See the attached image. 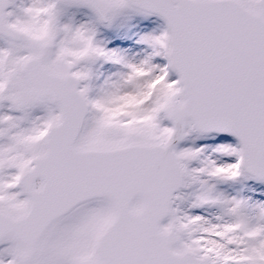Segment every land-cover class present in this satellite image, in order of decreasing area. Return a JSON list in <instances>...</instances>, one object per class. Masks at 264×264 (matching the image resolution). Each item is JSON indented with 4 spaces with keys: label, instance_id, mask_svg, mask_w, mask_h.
Masks as SVG:
<instances>
[{
    "label": "snow or ice",
    "instance_id": "obj_1",
    "mask_svg": "<svg viewBox=\"0 0 264 264\" xmlns=\"http://www.w3.org/2000/svg\"><path fill=\"white\" fill-rule=\"evenodd\" d=\"M0 264H264V0H0Z\"/></svg>",
    "mask_w": 264,
    "mask_h": 264
}]
</instances>
